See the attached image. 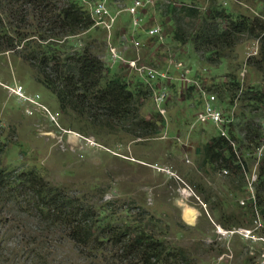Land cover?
I'll list each match as a JSON object with an SVG mask.
<instances>
[{
	"label": "rangeland",
	"instance_id": "rangeland-1",
	"mask_svg": "<svg viewBox=\"0 0 264 264\" xmlns=\"http://www.w3.org/2000/svg\"><path fill=\"white\" fill-rule=\"evenodd\" d=\"M109 1L114 9L132 0ZM167 1L154 0V4L159 7ZM170 1L177 5L194 4L201 10L206 7L203 0ZM218 4L236 17H252L254 11H264V5L254 0H218ZM120 20L131 22L126 14ZM163 27L165 45L151 44V51L142 54L143 64L168 69L172 75L169 61L177 59L186 68L209 70L200 82L204 89L212 91L210 86L228 82L229 74L236 77L243 92L252 88L264 93V81L246 65L257 51L256 41L243 38L234 49L233 59L209 67L195 57L190 42L182 46L171 41L172 23ZM113 33L117 36V31ZM103 37L102 32L91 28L67 41L75 45V50L89 42L91 53L103 60L106 80L116 76L134 78L124 65L105 62ZM31 78L30 70L15 53H0V169L14 174L34 170L51 186L92 207L102 226L144 231L157 240L186 249L199 264H264V222L254 202L257 169L264 161V134H260L264 105L247 103V108L237 98L231 104L227 98L223 102L217 100L225 119L232 121V136L239 142L244 161L240 179L235 170L220 162L203 164L202 148L216 137L211 126L197 127L188 148L174 143L172 137H183L186 124L197 112L184 86L174 88L164 120L156 116L149 100L143 103L141 117L155 122L158 130L153 136L138 138L122 131L89 130L74 117L59 112L55 99ZM26 83L37 92L25 91ZM15 85L21 86L27 96H39L56 124L47 117L26 116L22 103L8 91ZM248 123L259 128L256 147L243 140L245 131L241 128ZM164 134L167 137L163 138ZM260 147L262 151L258 153ZM196 189L200 192L196 193ZM186 208L196 211L193 221L187 218ZM1 216L6 218L0 224V239L6 251L15 248L20 255L25 249L35 248L42 253L49 250L50 264H115V250L109 241L101 251H83L62 232L48 236L33 218L20 215L12 205L3 208ZM23 261L12 257L5 264H31Z\"/></svg>",
	"mask_w": 264,
	"mask_h": 264
},
{
	"label": "trees",
	"instance_id": "trees-1",
	"mask_svg": "<svg viewBox=\"0 0 264 264\" xmlns=\"http://www.w3.org/2000/svg\"><path fill=\"white\" fill-rule=\"evenodd\" d=\"M203 1L206 4L203 10L194 4L177 5L170 0L156 6L161 27L173 25L171 41L182 46L190 42L195 57L215 67L233 59L234 49L243 38L254 40L257 51L247 59L246 65L254 68L264 81V22L261 19L264 11L258 16L236 17L221 7L218 0ZM254 1L264 5V0ZM92 26L88 11L75 1L0 0V53H15L30 70L33 81L55 99L58 111L74 117L89 130L122 131L138 138L155 135L157 124L140 115L141 106L149 100L147 87L139 80L129 83L119 76L106 80L104 65L91 53L90 43L75 50V45L67 41ZM227 78L228 82L212 85V91L207 88L206 91L216 95L220 102L227 98L228 104L237 98L247 108V103L264 105L263 92L252 88L243 92L234 75L228 74ZM187 91L190 98L191 90ZM232 128L233 124L229 126V133L235 147L219 136L212 138L202 148L203 164L220 162L235 170L241 179L244 161ZM241 129L245 131L246 145H259V128L248 123ZM256 176L254 202L264 222V161L259 163ZM0 202L3 205L0 216L3 208L12 205L20 215L33 218L48 236L55 231L62 232L83 251H101L109 241L115 250L112 256L115 264H199L186 249L157 240L144 231L102 226L92 207L51 186L34 170L14 174L6 168L0 169ZM5 222V216H1L0 224ZM2 241L0 264L8 263L12 257L31 264H50L49 250L42 253L35 248L25 249L19 255L13 248L5 254Z\"/></svg>",
	"mask_w": 264,
	"mask_h": 264
},
{
	"label": "built area",
	"instance_id": "built-area-1",
	"mask_svg": "<svg viewBox=\"0 0 264 264\" xmlns=\"http://www.w3.org/2000/svg\"><path fill=\"white\" fill-rule=\"evenodd\" d=\"M74 1L88 11L93 22L92 28L104 34L103 45L107 51L105 62L124 65L134 75V78H125L127 82L134 83L139 80L147 87L152 110L158 118L162 120L166 118L167 106L175 86L182 88L184 86L186 90H191L190 100L197 106V112L192 121L186 124L184 136L175 135L172 137L175 144H178L179 147L188 148L191 135L196 128L209 125L214 129L216 136L224 138L233 148L235 147V141L231 139L229 133V126L232 121L225 119L222 108L217 105L216 96L208 93L200 83L203 75L209 74V70L186 68L181 61L171 59L169 67H172L174 73L169 75L168 69H156V66L141 62L142 54L151 51L150 42L160 43V46L165 45L163 43L165 38L162 35L164 29L156 16L154 0H132L129 4L122 7H117V5L113 7L114 9H112L109 0ZM122 14L131 18L129 24L120 20ZM253 15L258 16V13L254 11ZM261 19L264 22V17ZM115 31H117V36H114L113 32ZM99 59L103 61L101 58ZM8 91L22 103L23 113L26 116L40 114L56 124V119L40 102L39 96L25 95L23 88L18 85L12 89L8 88ZM261 127L264 133V123L261 124ZM165 137H167L166 134L163 135V138ZM257 151L261 153L262 147ZM224 173L226 174V171ZM255 179L254 175L251 181L253 182ZM249 187L251 191V183H249Z\"/></svg>",
	"mask_w": 264,
	"mask_h": 264
},
{
	"label": "crops",
	"instance_id": "crops-1",
	"mask_svg": "<svg viewBox=\"0 0 264 264\" xmlns=\"http://www.w3.org/2000/svg\"><path fill=\"white\" fill-rule=\"evenodd\" d=\"M31 81H32V78H31ZM24 89H25V91H28L29 93H35V92H37V91H34L33 89H31L30 87H29V84H27L26 83V85H25V87H24ZM35 116H41L40 114H36ZM187 210H186V214H187V218L189 219V221L191 220V221H193L194 219V217L196 216V211L194 210V209H189V208H186ZM190 216L192 217V219H190Z\"/></svg>",
	"mask_w": 264,
	"mask_h": 264
}]
</instances>
